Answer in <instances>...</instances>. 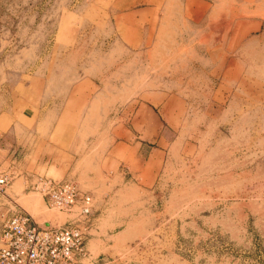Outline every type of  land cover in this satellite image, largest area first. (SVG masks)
Here are the masks:
<instances>
[{"label": "rangeland", "instance_id": "rangeland-1", "mask_svg": "<svg viewBox=\"0 0 264 264\" xmlns=\"http://www.w3.org/2000/svg\"><path fill=\"white\" fill-rule=\"evenodd\" d=\"M200 1L0 0V176L10 177L0 197L20 180L0 230L17 211L37 225L75 224L84 239L75 264H264V107L242 117L233 101L237 116H223L221 133L187 105L190 115L170 117L169 147L146 169L155 138L136 150L144 133L110 130L116 118L127 120L120 112L130 93L155 101L187 82L202 33L215 54L230 43L235 61L252 62L248 71L264 84V0ZM197 11L199 22L190 19ZM247 24L248 35L230 40ZM261 92L264 104V85ZM75 99L79 114L68 117ZM114 141L119 170L115 162L93 186L59 171L78 156L73 143L106 154ZM37 176L76 181L91 212L49 207L30 187Z\"/></svg>", "mask_w": 264, "mask_h": 264}, {"label": "crops", "instance_id": "crops-1", "mask_svg": "<svg viewBox=\"0 0 264 264\" xmlns=\"http://www.w3.org/2000/svg\"><path fill=\"white\" fill-rule=\"evenodd\" d=\"M195 1L200 0H188L187 4L192 5ZM203 3L202 1L198 2L197 5H199V8H205L207 6L205 3L203 5ZM197 12L200 13L194 14V17L191 15L190 19L199 22L202 19V14L201 11ZM215 15V13H210L208 19L213 20ZM248 27V24L245 27L243 25L241 28L234 27L230 34L228 30L225 34L230 35V40L234 35H248ZM153 29L154 25L150 24L147 30H145V32H147L145 40L146 46L151 42ZM206 35V33H202L197 41L196 51L198 53H194L192 58H190L191 65L194 66L193 74L183 86L176 91L170 92L168 88H166L162 90V92L156 93L155 101L145 97L146 102H139L138 100L141 99L142 96L130 93L128 98L132 99V101L127 106V110L123 109L120 112L121 115L122 113L125 114L127 120L118 117L113 121V125H110V130L114 133H144L146 136H142L141 141H137L133 146L136 150L142 143H152L153 137L155 138L156 145L148 146L150 150L144 161L145 169L152 166L154 157L163 153L164 150L169 147L170 128L168 124L171 120L170 117L189 116L190 113L185 109L187 105H189L188 107L192 106L193 109H196V113L195 111L191 112L192 115L196 114L201 117H209V125L214 127V131L221 133L226 130L219 122L223 116H237V113H234V108L236 109L239 105L233 104V101L238 100L240 102V115L242 117L248 116L252 111L257 115L258 110L264 107L262 102L263 95L261 92L264 85L263 81L258 80V78L254 76V69H252L251 72L248 71V67L252 65V62L246 61L249 65L248 67L239 65L232 56L230 43H227L228 46H226V44H223L225 46L219 45L218 47L220 49L217 54H215V45L213 46L214 48L209 44L202 46V39ZM222 47L223 49H221ZM260 49L261 47H258V50ZM201 51H205L204 53H208V55L200 54ZM243 51L242 49V52ZM255 68H258V66H255ZM85 83L87 82L82 80L80 84L84 85ZM254 87H256V90ZM86 90V88H83L82 92L84 93ZM77 101H81V99L74 100L75 106L65 113L66 116H78L79 107H77V105H79V103ZM251 115L254 114L251 113ZM202 122L206 124V120L204 119H199L196 123L202 125ZM193 124L195 123L193 122ZM243 127L240 130L249 131V128L246 129ZM87 129L82 127L80 130L83 131ZM173 130L175 129L173 128ZM195 130L201 131V129L197 128ZM96 131H98V129ZM137 134H134L133 138L136 139L138 137ZM114 143L115 144L109 147L106 154L100 153L98 147L93 148V150L88 151V153L79 151L81 146L73 143L74 146H72V150H74L73 152L77 153L78 156H71L72 159L70 164L64 166V169L59 168V171L67 177L81 180L83 184L93 186L94 183L99 181V178H101L103 174L106 172H114L116 167L115 162L117 163L116 168L119 170L120 160L118 156H120L121 146L119 145L120 141H114ZM248 147L249 144H247L246 148ZM115 154L117 155L116 158ZM19 185L20 180H14L8 189V193L3 192L4 194L0 197V213L2 215L8 214L12 206H17L14 199L18 196L15 190L18 189ZM79 188L83 193L84 191L81 185ZM3 210L5 211L3 212ZM33 222L36 221L33 219ZM44 225L49 226L51 224L44 222Z\"/></svg>", "mask_w": 264, "mask_h": 264}, {"label": "built area", "instance_id": "built-area-1", "mask_svg": "<svg viewBox=\"0 0 264 264\" xmlns=\"http://www.w3.org/2000/svg\"><path fill=\"white\" fill-rule=\"evenodd\" d=\"M8 175L0 176V191L9 184ZM46 204L61 211L78 207L79 216H87L92 199L80 192L72 179L37 176L30 183ZM83 234L75 224L67 226L37 225L29 214L14 212L0 230V264H75L76 254L83 251Z\"/></svg>", "mask_w": 264, "mask_h": 264}, {"label": "bare ground", "instance_id": "bare-ground-1", "mask_svg": "<svg viewBox=\"0 0 264 264\" xmlns=\"http://www.w3.org/2000/svg\"><path fill=\"white\" fill-rule=\"evenodd\" d=\"M231 4H232V3H231ZM233 4H234V3H233ZM225 14H226V13H225ZM239 15H240V14H238V16H239ZM218 17H220V16H218ZM224 17H225V16H224ZM231 17H232V16H231ZM233 17H234V16H233ZM222 19H223V18H222ZM223 21H224V20H223ZM227 21H228V20H227ZM211 22H212V20H211ZM221 22H222V21H221ZM224 22H225V21H224ZM212 23H213V22H212ZM228 23H229V21H228ZM221 24H222V23H220V25H221ZM222 25H223V26H222L223 30H225L227 24L224 23V24H222ZM224 25H225V27H224ZM229 25H230V24H228L227 27H229ZM212 28H213V27H212ZM220 28H221V26H220ZM224 28H225V29H224ZM221 33H222V32H221ZM221 33H220V34H221ZM217 37H218V36H217ZM208 38H209V37H208ZM216 41H217V40H216ZM148 55H149V54H148Z\"/></svg>", "mask_w": 264, "mask_h": 264}]
</instances>
